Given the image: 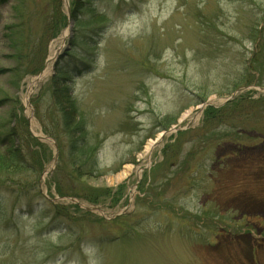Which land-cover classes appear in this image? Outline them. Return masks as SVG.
Instances as JSON below:
<instances>
[{
	"label": "rangeland",
	"instance_id": "obj_1",
	"mask_svg": "<svg viewBox=\"0 0 264 264\" xmlns=\"http://www.w3.org/2000/svg\"><path fill=\"white\" fill-rule=\"evenodd\" d=\"M73 2L0 5V134L27 118L47 144L39 181L49 196L59 147L41 137L49 135L32 100L58 60L75 64L84 55L87 65L68 84L102 143L100 173L83 180L126 189L112 205L60 197L53 188L51 200L71 206L74 220L36 196L9 199L0 264H264V0H79L81 27ZM58 4L67 21L44 35ZM87 21L105 24L94 44L75 45L79 32L90 34ZM42 57L41 75L23 73L28 59ZM232 95L243 97L236 116L248 115L238 126L261 134L205 141L204 110Z\"/></svg>",
	"mask_w": 264,
	"mask_h": 264
},
{
	"label": "trees",
	"instance_id": "obj_2",
	"mask_svg": "<svg viewBox=\"0 0 264 264\" xmlns=\"http://www.w3.org/2000/svg\"><path fill=\"white\" fill-rule=\"evenodd\" d=\"M5 1L0 0V5ZM58 8L59 4L51 9L50 14L48 12L44 35L53 31L55 34L58 33L67 21L66 14ZM80 15H82L80 2L74 0L71 16L79 27L83 22ZM103 24L105 22L93 25L90 21H87L86 28L90 31V34L79 32V35L76 36L75 45L78 43L94 44V35L103 29L101 28ZM72 54L66 52V55ZM75 59H77V61L75 60L77 64H74V60L71 63L58 60L55 63L54 72L48 85L41 91V96L32 100L35 116L40 122L43 132L52 137L59 147L57 167L50 174L47 181L49 196L42 192L39 181L44 161L48 156L46 153L48 151L47 144L29 131L27 118L23 117L16 129L9 130L4 135L0 134V143L3 146L0 149V217L7 215L8 210H6V207L9 199H15V201L26 199L30 201L36 196L38 201H42L44 205H49L57 215L64 216L68 220H74L75 217L70 211L71 206H64L51 200L55 195L52 192L53 188L60 197L69 196L90 203L102 204L110 201L114 205L123 197L126 189L125 185H120L117 189L97 188L83 180L84 177L95 176L100 173L98 152L102 141L99 139V135L91 131L88 119L82 112L80 102L68 84L71 75L75 74L79 65L86 66V60L89 58L84 57V55H77ZM44 60L45 57L35 58V60L28 59L27 66L25 65L22 69L23 73L39 74L43 68ZM45 97H47V105L43 108L42 100ZM242 101L243 97H235L228 101L226 105L220 107L208 106L204 110V121L207 128L202 134L205 141L212 143L213 140L222 137L241 141L243 138H247V135L250 136L247 129L250 131L255 130L261 134L260 128L255 126L254 128L252 126V129L238 126L242 125L244 127L246 122L242 121L245 120L244 118H248L246 117L248 115L241 116L242 119H240V116H236L238 106ZM239 113L241 114L242 111ZM223 126H226L225 129L221 128ZM167 128L168 125H165L164 129ZM262 130L264 131L263 128ZM180 134H183V132ZM171 147V145H168L164 149L165 153ZM28 201L27 205L30 206ZM73 206L79 212L84 213V216L90 214V212L81 210L78 204H73ZM116 220L118 219L114 221Z\"/></svg>",
	"mask_w": 264,
	"mask_h": 264
},
{
	"label": "bare ground",
	"instance_id": "obj_3",
	"mask_svg": "<svg viewBox=\"0 0 264 264\" xmlns=\"http://www.w3.org/2000/svg\"><path fill=\"white\" fill-rule=\"evenodd\" d=\"M46 73H47V71L45 72V74H46ZM189 112H190V111H187V112L184 114L183 118H185V117L189 114ZM154 142H155V141H151V142L148 144V146H147V150H149V149L153 146ZM126 172H127V170H125L121 175H122V176L126 175Z\"/></svg>",
	"mask_w": 264,
	"mask_h": 264
},
{
	"label": "water",
	"instance_id": "obj_4",
	"mask_svg": "<svg viewBox=\"0 0 264 264\" xmlns=\"http://www.w3.org/2000/svg\"><path fill=\"white\" fill-rule=\"evenodd\" d=\"M41 73H42V72H41ZM41 73H40L39 75H41ZM233 97H234V95H232V96H231L230 98H228L227 100H229V99H231V98H233ZM181 129H182V128H176V127H175V128H171V131H172V130L178 131V130H181ZM161 137H162V138L164 137V133L161 135ZM43 138L48 139L49 137L46 136V137H43ZM155 143H156V142H155ZM87 209L89 210V209H91V208L88 207ZM96 209H98V208H96Z\"/></svg>",
	"mask_w": 264,
	"mask_h": 264
}]
</instances>
